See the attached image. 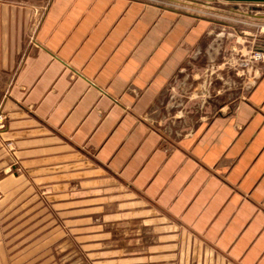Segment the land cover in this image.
Instances as JSON below:
<instances>
[{
	"label": "crops",
	"instance_id": "obj_1",
	"mask_svg": "<svg viewBox=\"0 0 264 264\" xmlns=\"http://www.w3.org/2000/svg\"><path fill=\"white\" fill-rule=\"evenodd\" d=\"M198 18L158 0H48L39 17L0 0V137L35 167L90 152L141 193L164 235L125 264H264V62L232 111L157 126L200 72Z\"/></svg>",
	"mask_w": 264,
	"mask_h": 264
},
{
	"label": "rangeland",
	"instance_id": "obj_2",
	"mask_svg": "<svg viewBox=\"0 0 264 264\" xmlns=\"http://www.w3.org/2000/svg\"><path fill=\"white\" fill-rule=\"evenodd\" d=\"M17 1L36 2L38 17L48 2ZM158 1L209 27L198 46L200 72H183L177 104L159 110L162 131L185 134L232 111L247 94L264 62L253 58L259 49L264 54V4L253 3L264 2ZM10 142L0 137V167L7 165L6 173L0 170V264H125L164 235L155 225L159 216L142 209L149 205L141 193L97 164L92 153L70 151L68 158L41 159L35 167L16 162ZM6 174L19 180H1Z\"/></svg>",
	"mask_w": 264,
	"mask_h": 264
},
{
	"label": "built area",
	"instance_id": "obj_3",
	"mask_svg": "<svg viewBox=\"0 0 264 264\" xmlns=\"http://www.w3.org/2000/svg\"><path fill=\"white\" fill-rule=\"evenodd\" d=\"M262 56H263V53H262V51L260 49L257 50L256 52H254V54H253V58H255V59H259ZM1 121H2V116H1V113H0V124H1Z\"/></svg>",
	"mask_w": 264,
	"mask_h": 264
},
{
	"label": "water",
	"instance_id": "obj_4",
	"mask_svg": "<svg viewBox=\"0 0 264 264\" xmlns=\"http://www.w3.org/2000/svg\"><path fill=\"white\" fill-rule=\"evenodd\" d=\"M212 1V0H209ZM234 1H246V2H264V0H234Z\"/></svg>",
	"mask_w": 264,
	"mask_h": 264
}]
</instances>
